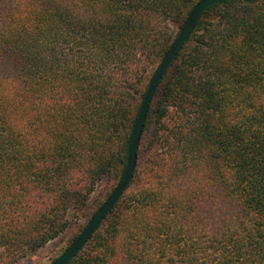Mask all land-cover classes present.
Instances as JSON below:
<instances>
[{
  "label": "trees",
  "instance_id": "trees-1",
  "mask_svg": "<svg viewBox=\"0 0 264 264\" xmlns=\"http://www.w3.org/2000/svg\"><path fill=\"white\" fill-rule=\"evenodd\" d=\"M198 1L0 0V264L84 228L113 192ZM68 264H264V0L202 13L125 191Z\"/></svg>",
  "mask_w": 264,
  "mask_h": 264
},
{
  "label": "water",
  "instance_id": "water-1",
  "mask_svg": "<svg viewBox=\"0 0 264 264\" xmlns=\"http://www.w3.org/2000/svg\"><path fill=\"white\" fill-rule=\"evenodd\" d=\"M227 1L230 0H199L192 8L186 20L184 21L182 28L180 29L174 41L170 45L169 49L164 54L160 63L157 65L154 73L152 74L149 80L144 98L142 100L136 119L134 121L132 131L130 133L127 147L126 165L117 186L109 195V197L105 200V202L101 205V207L93 214V216L83 228L78 237L62 252V254H60L50 264H68L82 249V247L90 239L92 234L104 221L105 217L109 214L113 206L120 199L136 167L137 150L140 142V137L143 131L147 111L149 109L153 96L160 82L162 81L167 69L169 68L172 61L175 59L183 43L193 32L195 25L201 17L202 13L211 6L222 4ZM240 1L251 3L257 0Z\"/></svg>",
  "mask_w": 264,
  "mask_h": 264
},
{
  "label": "rangeland",
  "instance_id": "rangeland-1",
  "mask_svg": "<svg viewBox=\"0 0 264 264\" xmlns=\"http://www.w3.org/2000/svg\"><path fill=\"white\" fill-rule=\"evenodd\" d=\"M110 187H111L110 183H107V184L104 183L102 186H100V188L98 187V189H103V191H105L104 193H106L107 191L111 189ZM71 215H72V212L70 211L68 213V217L70 218ZM84 223L85 222L83 221V219H80L78 221L77 228L71 234L73 235L75 232H77L78 228H83ZM71 234L60 236L54 239L53 241L48 242L43 247L38 249L35 253L29 255L28 257L24 259H21L15 264H50L54 259H56L65 250L67 246V240L68 238L71 237L70 236Z\"/></svg>",
  "mask_w": 264,
  "mask_h": 264
}]
</instances>
